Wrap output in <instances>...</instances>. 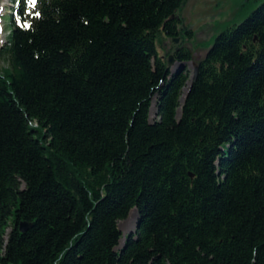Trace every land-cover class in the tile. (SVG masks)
<instances>
[{
    "label": "trees",
    "instance_id": "trees-1",
    "mask_svg": "<svg viewBox=\"0 0 264 264\" xmlns=\"http://www.w3.org/2000/svg\"><path fill=\"white\" fill-rule=\"evenodd\" d=\"M187 1L14 0L0 264H264V0L215 37L181 104L185 73L157 47L192 37Z\"/></svg>",
    "mask_w": 264,
    "mask_h": 264
},
{
    "label": "rangeland",
    "instance_id": "rangeland-1",
    "mask_svg": "<svg viewBox=\"0 0 264 264\" xmlns=\"http://www.w3.org/2000/svg\"><path fill=\"white\" fill-rule=\"evenodd\" d=\"M263 0H188L180 8L179 16L184 24L192 31V37L188 39L187 34L179 37L175 44L164 37L159 43L157 50L161 57L168 58L174 46L182 44L192 55L191 61L186 62L184 73L186 76L185 86L182 88L181 99L185 97V87H189L194 71V65L204 57L206 51L212 45L215 37L227 26L242 22L246 16ZM14 0H0V47L4 46L10 33L8 14L10 6ZM10 5V6H9ZM0 67H4V61L0 59ZM173 70V69H171ZM188 85V86H187ZM184 95V96H183ZM177 115H180V108ZM156 118L155 99L150 108L149 119L152 122ZM137 212L132 209L127 218L118 223L122 234L120 245H123L125 238L129 234H134L136 230Z\"/></svg>",
    "mask_w": 264,
    "mask_h": 264
},
{
    "label": "water",
    "instance_id": "water-1",
    "mask_svg": "<svg viewBox=\"0 0 264 264\" xmlns=\"http://www.w3.org/2000/svg\"><path fill=\"white\" fill-rule=\"evenodd\" d=\"M171 19H173V17ZM166 63H167V66L170 69H173V70H171L172 72L184 71L185 65H186V62H184V61H177L174 58L173 55L168 56V58L166 60ZM198 72H199L198 66L197 65H194V71H193V74H192V77H191V82H190V85L188 87V90L191 87V85L196 81V78L198 76ZM188 90H187V92H188ZM187 92H186V94H187ZM186 94H185V96H186ZM28 228H29V225H27L26 223H22L20 225V231L21 232H25Z\"/></svg>",
    "mask_w": 264,
    "mask_h": 264
},
{
    "label": "bare ground",
    "instance_id": "bare-ground-1",
    "mask_svg": "<svg viewBox=\"0 0 264 264\" xmlns=\"http://www.w3.org/2000/svg\"><path fill=\"white\" fill-rule=\"evenodd\" d=\"M188 86V85H187ZM186 88V91L188 90V87H185ZM186 92H184V94H185ZM184 96V95H183ZM184 101V97L181 99V102H183Z\"/></svg>",
    "mask_w": 264,
    "mask_h": 264
},
{
    "label": "snow or ice",
    "instance_id": "snow-or-ice-1",
    "mask_svg": "<svg viewBox=\"0 0 264 264\" xmlns=\"http://www.w3.org/2000/svg\"><path fill=\"white\" fill-rule=\"evenodd\" d=\"M31 2H32L33 6H34L35 3H36V0H31Z\"/></svg>",
    "mask_w": 264,
    "mask_h": 264
},
{
    "label": "flooded vegetation",
    "instance_id": "flooded-vegetation-1",
    "mask_svg": "<svg viewBox=\"0 0 264 264\" xmlns=\"http://www.w3.org/2000/svg\"><path fill=\"white\" fill-rule=\"evenodd\" d=\"M177 50H178V47H175L173 51H174V52H177Z\"/></svg>",
    "mask_w": 264,
    "mask_h": 264
}]
</instances>
